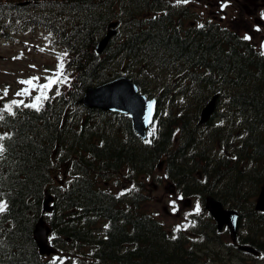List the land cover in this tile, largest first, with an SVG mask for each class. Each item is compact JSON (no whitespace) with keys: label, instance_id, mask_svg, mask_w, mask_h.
Returning <instances> with one entry per match:
<instances>
[{"label":"trees","instance_id":"16d2710c","mask_svg":"<svg viewBox=\"0 0 264 264\" xmlns=\"http://www.w3.org/2000/svg\"><path fill=\"white\" fill-rule=\"evenodd\" d=\"M113 21L119 34L98 55L95 47ZM183 21L165 0H0V38L51 33L50 43L68 51L70 74L42 111L18 109L0 126L11 134L0 159V192L10 209L0 218V264H49L32 239L45 189L54 196L47 217L53 241L86 249L82 264H197L186 232L169 240L143 211L140 178L161 161L184 197L211 194L236 210L238 240L264 253V212L253 208L264 181V55L232 31L201 23L184 28ZM160 70L175 84L154 80ZM122 74L158 100L150 144L127 116L75 105L87 86ZM215 94L211 119L197 125ZM59 169L66 172L62 186L53 184ZM123 173L125 181L114 185L131 182L134 190L120 196L102 185Z\"/></svg>","mask_w":264,"mask_h":264},{"label":"rangeland","instance_id":"374dc122","mask_svg":"<svg viewBox=\"0 0 264 264\" xmlns=\"http://www.w3.org/2000/svg\"><path fill=\"white\" fill-rule=\"evenodd\" d=\"M167 5L175 8L176 12L183 13L184 28L192 25L194 21H204L207 22L208 8L206 7V1L203 0H191L187 5H175L174 0H165ZM212 19V18H211ZM216 20V19H214ZM243 20L238 23L241 27ZM242 28V27H241ZM250 25L247 30H249ZM236 26L233 30L239 35L244 36L245 30H237ZM236 30V31H235ZM231 31V30H230ZM119 33V29H118ZM250 35L249 33H247ZM260 32L255 34L256 38L250 40L256 46H261V40L259 39ZM46 34L44 31L36 30L29 33L17 34L14 35L11 39L0 40V94L5 87L9 88V94L4 98L3 101H0V106L4 102L10 101L15 98L14 94L20 88L25 87L18 83L19 79H26L33 75L44 77L45 75H50L51 73H46L45 69L55 70L57 60L56 53L58 49H55L53 45L45 39ZM39 48H44L45 51H39ZM31 49V50H30ZM54 49V51H53ZM22 54V56H21ZM14 56H21L20 59L14 60ZM29 65H35V68L29 67ZM157 77L154 80L161 83L175 84V82L169 81L170 75L166 74L164 70L157 72ZM44 80L41 79L40 83H43ZM153 82V83H152ZM152 86H160L157 82L152 81ZM150 85V86H151ZM56 88L52 89L53 93ZM36 92H33L32 95H36ZM19 99V98H18ZM30 98H25V101L28 102ZM164 166L161 165L158 169L155 170L151 175L141 177L140 179L144 184L141 185V192L146 195V201L143 204L144 211L155 216L159 222L163 225L166 232L175 233L177 226H180V230L183 227V222L191 221L192 217H200L205 214L203 209L202 200L196 198H186L180 197L179 192H177L176 186L169 182L163 175ZM61 171L57 178L61 179L63 176ZM121 180L124 181L125 174L121 176ZM58 179V180H59ZM57 180V181H58ZM112 181V180H111ZM112 184V183H111ZM171 201L176 202V211L173 212ZM199 204V212H196V206ZM208 226H201V229L206 232L208 236H211V231H208ZM209 232V233H208ZM219 242L226 243L229 241L227 233H220ZM212 239H197V247H202L205 245V242H213L208 245L210 250H216V254H210L208 256H200L201 263L197 264H264V260H251L248 255L240 258L237 252H232V250L226 251L225 248H222L219 243V246L214 243L218 242ZM204 243V244H203ZM206 248L208 251H210ZM222 248V249H221ZM236 251H239L238 249ZM202 254V252H201ZM59 257L64 258V264H73L76 262V258L72 255H69V252H60Z\"/></svg>","mask_w":264,"mask_h":264},{"label":"water","instance_id":"95a60500","mask_svg":"<svg viewBox=\"0 0 264 264\" xmlns=\"http://www.w3.org/2000/svg\"><path fill=\"white\" fill-rule=\"evenodd\" d=\"M116 25V22L108 25L109 30L96 46L97 54L103 51L109 39L116 34V29L114 28ZM215 99L216 96H214L202 109L200 123H204L210 118L215 108ZM149 101L155 100L147 99L144 95L139 94L135 84L129 78L121 76L98 86L87 87L84 96L77 103H81L87 108H98L105 111L128 114L132 121L134 131L141 137H144L145 129L149 125L145 119ZM155 106L156 101L153 105L151 119L155 112ZM49 200L50 198L46 197V203ZM205 206L217 222L218 229L226 224L234 238L237 227V213L233 210L225 209L221 202L211 197H206ZM255 209L260 211L264 210V184L260 189ZM47 233V227L42 219H40L33 231L34 240L41 253L49 254L54 252V249L46 244L45 238ZM244 249L249 250L247 247Z\"/></svg>","mask_w":264,"mask_h":264},{"label":"snow or ice","instance_id":"6c2138e0","mask_svg":"<svg viewBox=\"0 0 264 264\" xmlns=\"http://www.w3.org/2000/svg\"><path fill=\"white\" fill-rule=\"evenodd\" d=\"M175 5H187L191 2V0H174ZM228 6L227 0L225 2L221 3V8H226ZM262 17H264V13L261 14ZM155 18V17H154ZM199 28H203V24L197 25ZM257 31L260 29L257 28ZM52 34L49 33L48 37H45V39L50 40ZM243 40L249 41L252 39L250 35L247 33L242 37ZM261 55H264V43L261 44ZM31 50V49H30ZM39 51L44 52V48H39ZM54 51V49H53ZM22 56V54H21ZM21 56H14L13 59H20ZM68 51L64 50L63 52L56 53V60L57 64L55 67V70L45 69L46 73H51L50 75H45L44 77L33 75L31 77H28L26 79H19L18 83L20 85H24L25 87L20 88L18 91L15 92L14 96L15 98L11 99L10 101L4 102L2 106H0V126H2L4 123H6L7 117L12 116L15 117L18 112V109L26 108L31 109L36 112H40L43 110L45 106V102H50L51 100H54L56 97L61 95V91L59 88V85L67 84L70 82V74L66 71V63ZM29 67L35 68V65H29ZM43 79L44 82L40 83V80ZM56 86L55 94L49 95V93L52 91L53 87ZM33 92H36V95H32ZM9 94V88L5 87L2 90V94H0V101H3L5 97H7ZM19 98V99H18ZM25 98H30L28 102L25 101ZM155 104V101H149L147 105V115L145 116V119L148 123H152L151 115L153 111V105ZM156 132V128L153 127L152 130L149 132V136H154ZM11 139L10 133H3L0 134V159H3L5 156V153L7 151V145L5 141ZM146 144H150L152 141L150 139H146L144 141ZM71 183V181H69ZM135 189V185L132 186V188L127 189L126 191H132ZM124 192L119 193L118 195L122 196L124 195ZM4 194L0 192V218L3 217L5 213H7L9 209V203L6 199L3 198ZM172 206L173 212H175L176 209V202L171 201L170 202ZM196 212H199V204L196 206ZM107 227V226H106ZM180 226H177L175 231H179ZM175 239V237H173ZM2 243V242H0ZM51 264H64V259L61 257H54L51 261Z\"/></svg>","mask_w":264,"mask_h":264},{"label":"flooded vegetation","instance_id":"af4514ba","mask_svg":"<svg viewBox=\"0 0 264 264\" xmlns=\"http://www.w3.org/2000/svg\"><path fill=\"white\" fill-rule=\"evenodd\" d=\"M203 1H206L208 14L211 15L207 19L233 30L237 26L238 31L243 29L245 33H249L253 38H256L255 34L260 32L259 39L264 41V17L261 15L264 13V0H227L228 6L223 9L221 3L225 0ZM242 20L241 28L238 23ZM249 25L250 28L247 30ZM257 28L260 30L257 31Z\"/></svg>","mask_w":264,"mask_h":264}]
</instances>
